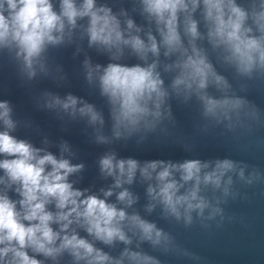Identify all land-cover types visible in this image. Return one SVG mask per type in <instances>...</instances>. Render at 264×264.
I'll return each mask as SVG.
<instances>
[{
	"label": "clouds",
	"instance_id": "9594fccd",
	"mask_svg": "<svg viewBox=\"0 0 264 264\" xmlns=\"http://www.w3.org/2000/svg\"><path fill=\"white\" fill-rule=\"evenodd\" d=\"M135 2L149 25L146 32L127 11L114 13L97 0H59L58 10L53 0H0V51L14 52L22 71L32 79L37 66L44 69L49 46L71 42L77 29L87 36L89 47L109 53L113 61L120 60L125 48L130 49L143 64L110 62L102 66L87 59L84 62L87 80L98 81L100 94L110 106L116 138L142 128L155 130L163 119L171 118L167 101L172 94L185 101L195 96L203 117L216 125L223 124L229 132L251 134L253 125L264 123L261 110L233 89L211 58L215 54L216 62L233 70L240 81L264 78V0H247V6L237 0ZM200 41L206 42L211 53ZM161 49L165 58L175 57L163 65L164 73L173 74L168 87L158 70ZM247 87L241 82L239 91L246 92ZM46 106H59L72 115L79 113L93 125L104 124L95 105L71 94L64 99L51 96ZM0 129V157H4L0 159V264H44L36 255L60 264L65 254L71 257V264H161L157 257L128 247L133 243L128 233L165 253L176 251L199 261L200 257L178 249L174 237L156 223L126 211L138 197L124 185H132L138 173L144 181H155L147 187L151 202L146 210L151 212L157 204L162 205L167 216L177 221L183 218L188 226L194 212L203 220L217 215L223 218L219 198L214 204L202 195L204 189H222L227 197L233 185L232 174L247 185L264 182V173L258 168L253 167L245 176L248 165L241 167L231 159H188L182 163L153 160L141 164L108 153L100 158L99 167L114 183L101 189V198L87 194L88 189L74 187L75 182L69 180L84 169V164L65 158L63 153L70 152L67 143L61 145L57 157L12 134L17 121L7 100H0ZM97 140L104 143L106 137L98 136ZM116 189H121L116 193L117 202L111 203L108 198ZM9 192L18 198L13 199ZM77 229L93 241L107 246L119 241L126 247L113 256L81 237Z\"/></svg>",
	"mask_w": 264,
	"mask_h": 264
}]
</instances>
